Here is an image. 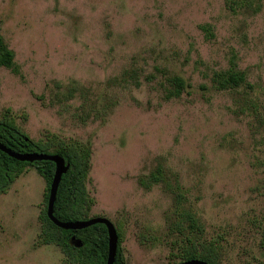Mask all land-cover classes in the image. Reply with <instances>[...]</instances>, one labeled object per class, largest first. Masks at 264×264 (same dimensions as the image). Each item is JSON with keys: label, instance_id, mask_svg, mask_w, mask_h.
<instances>
[{"label": "rangeland", "instance_id": "1", "mask_svg": "<svg viewBox=\"0 0 264 264\" xmlns=\"http://www.w3.org/2000/svg\"><path fill=\"white\" fill-rule=\"evenodd\" d=\"M0 36L17 68L0 67V116L91 149L88 219L126 264L210 241L219 264H264V0H0ZM228 69L246 83L215 87ZM48 194L33 167L0 194V264H71L39 244Z\"/></svg>", "mask_w": 264, "mask_h": 264}, {"label": "trees", "instance_id": "2", "mask_svg": "<svg viewBox=\"0 0 264 264\" xmlns=\"http://www.w3.org/2000/svg\"><path fill=\"white\" fill-rule=\"evenodd\" d=\"M0 67L16 72L14 53L0 36ZM213 84L219 89H234L246 83L244 72L234 69L215 72ZM172 86V94L180 95L186 85L182 78L173 76L168 79ZM0 142L16 153H43L59 155L66 164L68 171L62 176L54 203V216L62 222L87 220L92 209L87 182L91 169V149L86 144H64L53 135L46 139L34 141L16 124L9 111L0 116ZM33 167L45 181L47 190L53 179L55 166L51 162L34 163L19 162L0 151V194H4L14 181L25 171ZM161 169L150 175L153 182H158ZM181 200V195L177 197ZM188 224L193 233H202L198 221L189 213L179 214ZM41 231L38 239L42 245H57L62 249L65 263L71 264H106L108 238L105 226L96 224L77 231L62 230L54 226L47 218L46 211L41 218ZM178 231V229H177ZM117 232V230H116ZM118 244L114 264H126L121 248L120 235L117 232ZM201 260L208 264H219V251L215 241H210L201 249L190 243V250L185 253L184 261Z\"/></svg>", "mask_w": 264, "mask_h": 264}, {"label": "water", "instance_id": "3", "mask_svg": "<svg viewBox=\"0 0 264 264\" xmlns=\"http://www.w3.org/2000/svg\"><path fill=\"white\" fill-rule=\"evenodd\" d=\"M0 151L6 154L8 157L17 160L19 162L34 163L40 161H47L53 163L55 166V171L52 182L49 187V194H48L47 206H46V216L48 220L57 228H60L62 230H71V231L83 230L96 224L105 226L107 231V238H108V253H107L106 264H114L117 253L118 236L115 226L108 219L99 217V218H90L87 220L75 221V222H62L56 219L53 214L54 203L56 200L59 184L61 182L62 176L68 171L69 168V165L65 163L62 157H60L59 155L43 154V153H30V154L16 153L11 149L7 148L6 146H4L1 142H0ZM178 264H208V263L201 260H190Z\"/></svg>", "mask_w": 264, "mask_h": 264}]
</instances>
